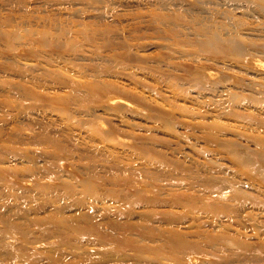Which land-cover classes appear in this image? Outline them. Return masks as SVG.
I'll return each mask as SVG.
<instances>
[{"label":"rangeland","instance_id":"374dc122","mask_svg":"<svg viewBox=\"0 0 264 264\" xmlns=\"http://www.w3.org/2000/svg\"><path fill=\"white\" fill-rule=\"evenodd\" d=\"M263 8L0 0V264H264Z\"/></svg>","mask_w":264,"mask_h":264},{"label":"bare ground","instance_id":"6f19581e","mask_svg":"<svg viewBox=\"0 0 264 264\" xmlns=\"http://www.w3.org/2000/svg\"><path fill=\"white\" fill-rule=\"evenodd\" d=\"M263 11H264V8L262 9ZM215 34H217L216 32H211V33H209V36H208V43L209 44H211V43H213V44H215V40H218V37L215 35ZM220 38V37H219ZM227 43L229 42V40L227 41V40H225ZM221 45H220V47H224V42L222 43V41H221V43H220ZM222 44H224V45H222ZM218 46H219V44H217ZM234 45V44H233ZM217 47V46H216ZM224 49V48H223ZM216 51V50H215ZM259 167V166H258ZM251 181V180H250Z\"/></svg>","mask_w":264,"mask_h":264}]
</instances>
